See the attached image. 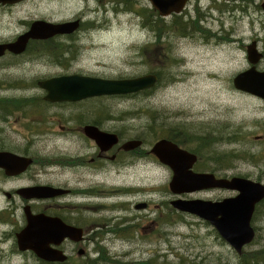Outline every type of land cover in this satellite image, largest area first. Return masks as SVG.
Listing matches in <instances>:
<instances>
[{
  "label": "rangeland",
  "instance_id": "obj_1",
  "mask_svg": "<svg viewBox=\"0 0 264 264\" xmlns=\"http://www.w3.org/2000/svg\"><path fill=\"white\" fill-rule=\"evenodd\" d=\"M225 2L226 5L239 3L195 0L192 5ZM110 4L115 8L104 11L96 0H34L23 6L26 9L20 13H14L13 20L17 23L16 16H19L24 21L62 23L83 16L86 22L94 23L97 28L80 35L78 43L84 42L85 51L83 54L76 51L67 63L68 72L83 70L103 79H130L148 71L159 73L158 85L149 96L92 99L102 103L105 115L112 117V126L124 138L125 135L139 138L151 148L160 138H167L162 137L167 131L178 129L180 139L194 140L192 144L187 143L193 150L199 149L197 138H216L213 150L232 156V161L226 165L225 159L222 167L212 159L205 162L199 158L195 172L213 173L219 178L242 177L264 185V101L239 93L232 86L233 77L251 67L242 46L254 38L262 42L259 48L264 49V10L197 8L205 17L198 25L216 34L207 39H202L204 35L198 32H179L181 28L176 22H193L195 26V8L189 9L188 20L175 19L172 23L168 20L164 23L152 14L159 25L156 29L161 31L159 40L154 38L155 25L146 26L145 17L149 12L139 9L145 6L143 2L110 0ZM5 25L0 12V31H4L1 27ZM224 25L226 40L234 38L233 46L223 45L224 33L219 30ZM5 63L0 60V66ZM256 66L263 71L264 60L260 59ZM8 78L0 70V96L4 95L1 89L8 86ZM128 175L124 180L134 182L132 188L142 191L121 200L126 209L121 208L120 214L127 219L126 225L131 230L118 236H104L102 249L108 250L102 252L103 257L116 264H264V201L257 206L251 222L256 236L238 255L208 223L190 214H181L170 203L177 199L220 201L236 193L215 189L172 197L168 187L172 172L168 168L150 167ZM169 200L168 206L162 204ZM136 201L148 202L149 210L138 214L133 208ZM168 208L177 212L171 214ZM153 221L156 229H146ZM109 238L113 239L111 246L106 245ZM90 256L97 258L98 254L93 252ZM22 264L38 263L28 256Z\"/></svg>",
  "mask_w": 264,
  "mask_h": 264
},
{
  "label": "flooded vegetation",
  "instance_id": "obj_2",
  "mask_svg": "<svg viewBox=\"0 0 264 264\" xmlns=\"http://www.w3.org/2000/svg\"><path fill=\"white\" fill-rule=\"evenodd\" d=\"M33 1L0 0L1 16L6 23L1 27L4 31H0V46L16 45L13 50L5 49L0 57L6 62L0 66V70L9 76L8 86L1 89L4 95L0 96V155H4L0 162V264H22L24 259L28 260V256L33 257L38 264H116L102 255L108 250L102 249L104 236H118L131 230L130 225H126L127 219L120 214L122 209H126L121 200L125 201L135 193L142 192L132 188L134 182L128 183L130 180L126 181L124 177L139 169L169 167L160 163L151 153L153 146H145L143 140L128 137L123 132L126 139L112 126V117L105 115L102 103L92 100L105 96L76 101L45 99L47 90L40 82L67 76L97 77L83 70L67 71V63L76 51L78 54L85 51L84 42L78 43L80 35L97 26L86 22L80 14L78 16L83 19L77 17L62 22L77 21V25L71 24L77 26L76 30L45 37L48 27L33 26L51 22L24 21L19 16H16L17 23L13 20L14 13H20L26 9L23 6ZM129 1L145 4L139 9L149 12L145 17L146 26L155 25L154 38L159 40L161 31L156 29L159 25L152 19V14L164 23L166 20L172 23L175 19L188 20L189 9L195 8V26L191 24L193 22H176L181 28L179 32H198L204 35L202 39H207L216 37V34L198 25L205 17L199 14L197 8H264V0H231L239 3L206 6L192 5L195 0H188L178 14L162 17L148 0ZM96 3L104 11L105 8H115L110 0H96ZM10 29L12 32L9 34ZM219 31L224 33L223 45L233 46V37L226 40V25ZM260 43V40L252 38L250 44L242 47L247 53V47L253 46L263 61L264 49L259 48ZM61 59L64 60L57 63ZM147 74L159 77L157 72L148 71L144 75ZM14 77H17V83ZM148 93L146 91L138 95L149 96ZM98 133L108 137L103 139ZM135 140L141 142L140 147L133 150L123 148ZM196 156L197 162L193 168H197L200 160V156ZM119 181V184H114ZM169 202L162 204L168 206ZM133 208L141 214L149 210L150 204L136 201ZM167 210L171 214L177 212L172 208ZM40 215L49 219L50 230L54 233L49 239L48 248L60 253L57 256H65V261H42L37 259L34 252L22 249L21 236L27 225V217ZM157 219L160 220L159 215ZM151 224L146 229H156V222ZM112 244V238L106 240V245ZM93 252L98 254L97 258L90 256Z\"/></svg>",
  "mask_w": 264,
  "mask_h": 264
},
{
  "label": "water",
  "instance_id": "obj_3",
  "mask_svg": "<svg viewBox=\"0 0 264 264\" xmlns=\"http://www.w3.org/2000/svg\"><path fill=\"white\" fill-rule=\"evenodd\" d=\"M162 17L172 13L178 14L187 0H148ZM264 10V8H262ZM77 25V22L73 23ZM48 27L46 36L68 34L75 29L71 23L42 24L37 23L33 28ZM16 45L0 46V56L5 49L13 50ZM253 46L247 47V61L251 67L238 73L232 79L234 90L252 95L264 101V71H258L256 65L261 59ZM157 77L146 75L130 79L103 80L91 77L67 76L49 79L39 83L47 90L46 100H83L100 96L137 94L153 88ZM103 139L108 137L98 133ZM140 141H130L123 146L125 150L140 147ZM151 153L163 165L172 171L169 190L174 195L193 193L208 189L236 191L235 197L225 198L221 201H206L201 199H177L171 205L180 212L198 217L212 226L219 237L227 243L238 255L242 248L252 242L255 232L251 226V219L255 207L264 199V185L241 177L216 178L212 173H196L193 166L197 156L180 149L176 144L162 139L157 141ZM4 155H0V162ZM53 232L50 230L49 219L43 215L28 216L27 225L22 232V249L31 250L38 258L44 261H64L65 258L57 256L60 253L51 251L48 243Z\"/></svg>",
  "mask_w": 264,
  "mask_h": 264
},
{
  "label": "trees",
  "instance_id": "obj_4",
  "mask_svg": "<svg viewBox=\"0 0 264 264\" xmlns=\"http://www.w3.org/2000/svg\"><path fill=\"white\" fill-rule=\"evenodd\" d=\"M177 130L178 129H174L171 132L167 131V133L164 134L162 137H167L166 138L167 140L174 142V143H177L181 147H183L185 149H189L193 153H198L197 155H200V158H202L205 162L212 159L215 164H219L220 166L225 167V159H226V165H228L232 161V159H233L232 156H230L228 154H224V152H219V151L213 150L212 145H213V143L216 142V140H215L216 138H210V137H209V139L201 138V137L197 138L199 149L193 150L187 145V143L192 144L194 142V140L193 141H187L184 137H182L180 139L179 135H181V134ZM208 152H211L214 155L210 156ZM212 171H216V170H212Z\"/></svg>",
  "mask_w": 264,
  "mask_h": 264
},
{
  "label": "bare ground",
  "instance_id": "obj_5",
  "mask_svg": "<svg viewBox=\"0 0 264 264\" xmlns=\"http://www.w3.org/2000/svg\"><path fill=\"white\" fill-rule=\"evenodd\" d=\"M221 134V133H220ZM222 135V134H221Z\"/></svg>",
  "mask_w": 264,
  "mask_h": 264
}]
</instances>
